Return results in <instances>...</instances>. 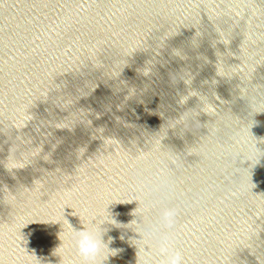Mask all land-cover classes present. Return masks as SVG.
Listing matches in <instances>:
<instances>
[{"label":"water","instance_id":"1","mask_svg":"<svg viewBox=\"0 0 264 264\" xmlns=\"http://www.w3.org/2000/svg\"><path fill=\"white\" fill-rule=\"evenodd\" d=\"M169 203L185 264H264V0H0V264H78L65 206L140 264Z\"/></svg>","mask_w":264,"mask_h":264},{"label":"clouds","instance_id":"2","mask_svg":"<svg viewBox=\"0 0 264 264\" xmlns=\"http://www.w3.org/2000/svg\"><path fill=\"white\" fill-rule=\"evenodd\" d=\"M173 190L174 181L171 178L161 177L151 189V191L159 194V198L145 205L144 208L137 207L135 211H139L142 216L152 212L155 208L159 207L163 201H170ZM65 208L73 210L71 215L78 216L80 220L82 218L79 214H74L75 209L72 207L65 206L62 210L63 220L66 222L72 234V248L74 249L75 256L79 258L78 264H104L110 256L118 255L121 249L109 247L114 242V238L108 237L107 242L103 240V236L108 230L102 228V225L105 223L113 225L118 224L112 217L111 221H109L98 215L93 216L86 223H82L84 225L83 230L77 231L74 230L68 220L65 219ZM177 217V208L169 203L167 206L162 207L158 214L144 225L142 230L136 232L139 235V239L135 240L140 241L143 245L142 248H137L138 252L143 251L148 256V259L140 262V264H154L151 257L153 250L152 242H156L159 252L166 257V259L162 261V264H185L182 252L177 250L172 242L171 233L176 225ZM24 228V225L20 226L19 235L24 240L25 244H27L31 232L23 233L22 229ZM61 247H63V244H61L55 252L58 253ZM64 264H76V262L70 260L64 262Z\"/></svg>","mask_w":264,"mask_h":264}]
</instances>
